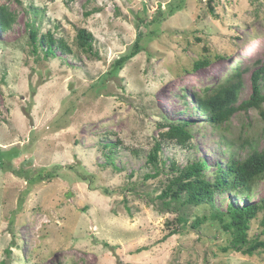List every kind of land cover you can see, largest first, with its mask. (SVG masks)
I'll return each mask as SVG.
<instances>
[{
  "label": "rangeland",
  "instance_id": "rangeland-1",
  "mask_svg": "<svg viewBox=\"0 0 264 264\" xmlns=\"http://www.w3.org/2000/svg\"><path fill=\"white\" fill-rule=\"evenodd\" d=\"M0 6L14 18L9 30L0 29V264H264L262 250L251 256L226 250L230 236L209 207L165 211L156 197L170 173L144 177L153 172L144 156L168 123L197 122L189 126L197 149L164 147L167 165L182 167L198 156L223 163L228 146L242 159L264 147L258 110H239L225 130H214L201 121L192 96L239 67L248 72L235 105L250 98L251 72L264 63V0H0ZM31 29L61 38L74 56H45L31 43ZM79 29L93 37L87 53L75 40ZM135 44L138 53L117 67ZM106 139L123 143V172L104 165ZM255 187L252 202L264 195V180ZM238 199L230 191L214 196L221 210ZM260 221L261 214L250 223L249 238L264 240Z\"/></svg>",
  "mask_w": 264,
  "mask_h": 264
},
{
  "label": "trees",
  "instance_id": "trees-1",
  "mask_svg": "<svg viewBox=\"0 0 264 264\" xmlns=\"http://www.w3.org/2000/svg\"><path fill=\"white\" fill-rule=\"evenodd\" d=\"M55 1V0H50ZM66 3H71L73 0H65ZM14 21L13 15L8 12L4 6H0V29L7 31L11 28ZM29 39L36 47L38 45L44 52L45 56L54 57L55 51H59L67 56H74L73 50L68 44L60 39L53 37L51 33H46L39 36L37 30L31 29ZM75 40L78 48L82 52H89L92 48V35L85 29L77 31ZM139 51L137 44L131 53L116 61V66L121 68L122 65L133 58ZM208 64V61H199L194 64V69ZM248 72L247 68H234L222 83L203 89L201 92L192 94L196 112L201 118V121L207 124L214 130L223 131L226 129V124L231 117L239 110L247 111L254 108L259 111V114L264 122V63L257 62L251 72L252 94L248 100L241 102L239 106L235 104L238 101L240 91L242 89L243 75ZM184 98V96H180ZM185 106H187L185 104ZM195 124L194 120H183L165 124V131L160 133L155 140L153 148L144 156V166L151 169L152 173H147L144 177L155 178L160 173H170L167 177L166 184L161 190L156 199L164 207L165 211H180L186 208H198L207 206L212 210L211 219L219 222L223 231L230 236L229 246L226 248L232 249L244 255L251 256L257 250L264 252V240L249 238L248 231L250 223L261 214L260 226L264 232V195L258 201H251V197L256 189L255 185L258 181L264 180V147L261 150L252 149L245 158L237 157L233 151H230L229 146L222 151L221 155H226V161H217L208 164L207 160L198 156L184 166H177L173 161L167 165V160L162 158L164 147L172 145L182 149H188L189 152L196 150L197 146L192 144V133L189 126ZM264 137V127L262 129ZM166 145V146H165ZM125 147L123 143L116 139L110 141L106 139L101 145L102 155L105 159V166L111 167L118 172H123V167L119 165L120 152ZM16 153L17 151H14ZM132 156L139 159L137 150L131 149ZM118 161V164H115ZM213 169L212 180L207 178L208 170ZM22 173V172H20ZM22 176V174H20ZM27 181L31 184L30 179ZM226 191L234 194V198L239 199L235 202L228 201L225 210H221L214 200L216 194L223 195ZM244 197V198H242ZM242 203V205L239 204ZM252 202L251 204H248ZM190 210V209H185ZM186 214L181 213L178 217V222L181 226L186 225ZM206 216L196 218L192 223V228H197L202 221H206ZM172 231L168 236L174 235Z\"/></svg>",
  "mask_w": 264,
  "mask_h": 264
}]
</instances>
